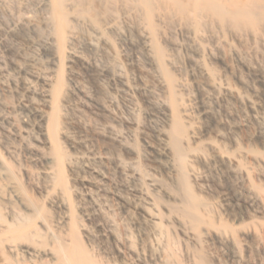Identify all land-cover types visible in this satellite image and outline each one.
<instances>
[{
	"label": "rangeland",
	"instance_id": "1",
	"mask_svg": "<svg viewBox=\"0 0 264 264\" xmlns=\"http://www.w3.org/2000/svg\"><path fill=\"white\" fill-rule=\"evenodd\" d=\"M66 11L0 0V264H264V22Z\"/></svg>",
	"mask_w": 264,
	"mask_h": 264
},
{
	"label": "bare ground",
	"instance_id": "2",
	"mask_svg": "<svg viewBox=\"0 0 264 264\" xmlns=\"http://www.w3.org/2000/svg\"><path fill=\"white\" fill-rule=\"evenodd\" d=\"M69 0H49L50 2V14L51 20L54 26L58 30H64L68 26L66 2ZM77 3H84L85 0H76ZM112 1V0H106ZM137 2V6L143 11L150 32L154 31L152 24V18L154 11L159 10L164 2H171L175 10L180 14H185L189 10L192 15H209L217 18L220 22H227L230 25L238 27L243 26H255L264 22V0H131ZM91 9L93 7H90ZM156 56L161 58L162 51L160 47L155 44ZM164 73L168 76L171 83V76L165 68H162ZM171 97H173V89L169 88ZM173 109L175 107L173 106ZM56 112V111H55ZM56 113L52 116L50 125V131L53 133L56 127ZM186 138V128L182 122L180 116L177 113H173L169 134L168 143L172 154L177 160L181 169L180 184L185 193L187 200L193 198L192 192L186 176L183 174V168L185 166V148L182 145V141ZM185 203V202H184ZM184 214L192 216L189 210V203H185ZM195 215V214H194ZM64 257L60 258L63 261ZM90 264H97L95 261H90Z\"/></svg>",
	"mask_w": 264,
	"mask_h": 264
}]
</instances>
